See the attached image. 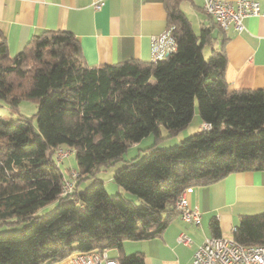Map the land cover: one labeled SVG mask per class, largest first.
Listing matches in <instances>:
<instances>
[{
  "label": "trees",
  "instance_id": "1",
  "mask_svg": "<svg viewBox=\"0 0 264 264\" xmlns=\"http://www.w3.org/2000/svg\"><path fill=\"white\" fill-rule=\"evenodd\" d=\"M185 1L164 0L177 47L148 62L90 67L66 30L34 35L13 56L0 30V101L11 110L26 101L37 104L31 118L0 117V226L26 223L19 232L0 233V264H60L95 249H117L118 264H145V254H127L124 242L160 236L180 215L176 202L186 190L234 173L264 174V89L230 90L225 47L214 48L211 26L194 32L181 9ZM196 105L210 129L175 147L156 148L162 127L169 137L178 135ZM149 135L155 143L148 155L114 174L116 195L97 179L78 191L82 180L120 161ZM59 149L76 155L79 176L69 195L63 183L71 176L56 164ZM54 202L53 210L38 215ZM209 230L221 237L217 217ZM232 238L264 245V213L241 216Z\"/></svg>",
  "mask_w": 264,
  "mask_h": 264
},
{
  "label": "crops",
  "instance_id": "2",
  "mask_svg": "<svg viewBox=\"0 0 264 264\" xmlns=\"http://www.w3.org/2000/svg\"><path fill=\"white\" fill-rule=\"evenodd\" d=\"M96 1L0 0V30L10 54L17 55L32 36L43 31L66 30L78 39L90 67L132 59L156 60L152 38L171 28L164 0H104L100 9L95 8ZM250 1L264 7V0ZM181 9L196 34L211 26L214 48L225 47V74L231 91L264 89V16L246 18L242 33L233 29L224 32L205 13L204 0H186ZM206 47L211 52V46ZM185 195L189 205L201 213L199 224L186 223L179 215L160 236L124 242V246H134L135 252L145 254V264H192L197 248L211 237L208 224L212 217L220 221L221 237L229 238L241 216L264 213V174L234 173L209 186L191 188ZM182 233L191 238L190 246L177 242Z\"/></svg>",
  "mask_w": 264,
  "mask_h": 264
},
{
  "label": "built area",
  "instance_id": "3",
  "mask_svg": "<svg viewBox=\"0 0 264 264\" xmlns=\"http://www.w3.org/2000/svg\"><path fill=\"white\" fill-rule=\"evenodd\" d=\"M103 4L104 0H98L95 2V8L100 9ZM204 11L224 32L233 29L237 33H242L245 30L244 20L246 18L264 16V7L258 2L250 0L236 2L204 0ZM172 30L169 28L161 36L152 38V51L156 60L162 59L176 50L177 46L172 36ZM201 129L209 130L210 126L202 125ZM71 152L66 149L57 151L56 164L59 168L64 160L70 157ZM70 176L71 179H64V195L73 193L75 180L79 174L77 171H72ZM185 192L177 200L176 208L184 222L199 224L201 213L198 208L189 205ZM177 242L184 246H190L192 240L187 234L182 233L177 238ZM66 260L70 264H118L108 255V250L97 249L88 252H75ZM192 264H264V245L245 246L232 237H210L197 248Z\"/></svg>",
  "mask_w": 264,
  "mask_h": 264
},
{
  "label": "rangeland",
  "instance_id": "4",
  "mask_svg": "<svg viewBox=\"0 0 264 264\" xmlns=\"http://www.w3.org/2000/svg\"><path fill=\"white\" fill-rule=\"evenodd\" d=\"M204 55L206 58H208L211 55V52L208 47L204 49ZM36 112H37V104L33 102H29V101L22 102L20 103L18 109L11 110L6 106L5 103L0 101V117L6 120H9V121H15L20 116L31 118L36 114ZM34 124H35V119H34ZM201 125H202V122L199 117L198 108L196 105L195 114H194V117L191 123L188 125L186 129H184L178 135L169 137L167 130L164 127H162L161 133H162L163 139L156 144V148L167 149V148H172V147L179 145V143L189 138L191 135L195 134L198 131V129L201 127ZM154 143H155L154 135H149L147 137H144L141 141L134 143L128 148L127 152L124 153L120 161H118L112 166L103 168L96 174L95 177H89L88 179L82 180L78 187V191L79 192L86 191L91 185H93L94 179H97V180L104 181V185L111 196L116 195L117 194L116 191L117 190L119 191L117 184L114 182V174L116 173V171H118L123 166H125L127 162L132 161L136 163L141 158L148 155L149 153L148 148L154 145ZM61 170L66 175V177H70L72 171H77L76 155L74 152L73 153L71 152L70 157L68 159H65L64 162L61 164ZM125 194L128 197H130L128 193H125ZM56 205H57L56 202L50 204L49 206L40 210L38 212V215H43L45 213L50 212L56 207ZM237 218H238V215H236V219ZM238 224H239V221H238ZM25 225L26 223L6 224L3 226H0V233H7V232H12V231L19 232L23 230ZM132 244H135V243H132ZM134 249H135L134 246H124V251L127 254L135 253ZM118 253L119 251L117 249H108V255L110 257H115L116 255H118Z\"/></svg>",
  "mask_w": 264,
  "mask_h": 264
}]
</instances>
